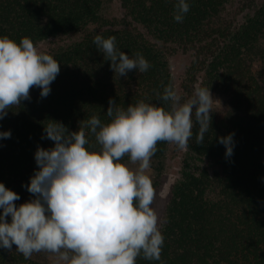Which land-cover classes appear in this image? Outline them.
<instances>
[{"label":"trees","instance_id":"16d2710c","mask_svg":"<svg viewBox=\"0 0 264 264\" xmlns=\"http://www.w3.org/2000/svg\"><path fill=\"white\" fill-rule=\"evenodd\" d=\"M187 2L190 10L178 23L176 0H0V37L46 43L44 53L60 63L47 97L33 87L30 100L0 119V132H11L0 138V183L20 196L17 206L34 198L23 185L38 170L37 147H54L42 139L48 120L62 122L70 132L92 115L106 123L110 98L124 108L141 100L167 108L156 92L174 86L169 57L189 53L184 91L192 96L190 86L201 79V86L223 95L228 107L211 113L202 144L195 143L194 126L186 150L195 161H183L170 188L159 227L161 258L141 254L136 264H264V0ZM113 3L119 16L107 15ZM98 34L115 36L119 51L130 58L139 52L151 67L127 77L114 74L93 44ZM230 133L234 148L226 157L217 138ZM169 149V143L159 142L150 160L155 193ZM122 162L128 164V157ZM0 264L47 263L25 259L13 245L11 251L0 247Z\"/></svg>","mask_w":264,"mask_h":264},{"label":"clouds","instance_id":"9594fccd","mask_svg":"<svg viewBox=\"0 0 264 264\" xmlns=\"http://www.w3.org/2000/svg\"><path fill=\"white\" fill-rule=\"evenodd\" d=\"M189 10L187 0H176L174 20L183 23ZM93 44L119 77L151 67L141 53L130 58L119 51L115 36L98 34ZM59 72L60 63L30 38L17 43L0 37V119L22 100H30L33 87L41 90V98L47 97ZM156 96L168 107L141 100L124 108L110 98L108 122L92 115L74 132L48 120L42 139L53 141L54 147H37L38 170L23 185L34 198L17 206L20 196L0 183V247L11 251L15 245L25 259L44 252L54 258L53 264H136L141 254L159 261L164 237L152 207L156 193L147 174L150 160L159 142L185 150L194 126L195 143L202 144L217 100L210 88L199 85L187 100L172 84ZM10 136V131L0 132V138ZM233 137L217 138L226 157L233 154Z\"/></svg>","mask_w":264,"mask_h":264},{"label":"rangeland","instance_id":"374dc122","mask_svg":"<svg viewBox=\"0 0 264 264\" xmlns=\"http://www.w3.org/2000/svg\"><path fill=\"white\" fill-rule=\"evenodd\" d=\"M120 14L121 13H120L117 3H113L111 6V9L107 11L108 16L109 15L119 16ZM46 46H47L46 43H41V44H38L36 47L41 52H44L46 49ZM191 61H192V58L189 53L185 54V53L179 52L169 57V65H170L174 87L185 100L191 97L190 94L184 91V84L187 78L186 74L191 64ZM192 85L190 86V90H191V87H193V90H194L196 85L201 86V79H199L198 83L192 84ZM201 87H205V86L202 85ZM210 91H211L213 98L217 100L212 105V111L220 113L226 110L228 107L227 99L223 95H221L219 92L213 89H210ZM166 161H168L167 170L164 175V178H162L161 186L156 191L155 199L152 205V207L154 208V210L156 211L158 215V227H160L164 221L168 194H169L171 186L180 178V171H181L180 169L183 164V161H195V160L187 153L186 149L180 150L176 145L170 144V149L167 154ZM130 167L135 168L136 165H130ZM193 167H196V166L193 164ZM147 174L150 176L151 179L153 178V173L150 169L147 170ZM31 258L36 261L47 263V264H53V259H54L50 254H47L44 252L34 253Z\"/></svg>","mask_w":264,"mask_h":264}]
</instances>
